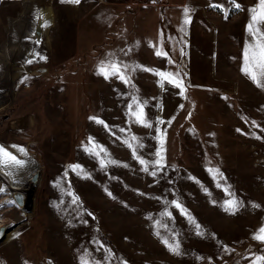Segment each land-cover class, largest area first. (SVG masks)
Returning <instances> with one entry per match:
<instances>
[{
	"label": "rangeland",
	"instance_id": "374dc122",
	"mask_svg": "<svg viewBox=\"0 0 264 264\" xmlns=\"http://www.w3.org/2000/svg\"><path fill=\"white\" fill-rule=\"evenodd\" d=\"M96 1L51 0L19 48L11 21L44 6L0 0V146L40 165L19 221L0 193V264H264V87L242 71L259 0H134L112 21Z\"/></svg>",
	"mask_w": 264,
	"mask_h": 264
},
{
	"label": "bare ground",
	"instance_id": "6f19581e",
	"mask_svg": "<svg viewBox=\"0 0 264 264\" xmlns=\"http://www.w3.org/2000/svg\"><path fill=\"white\" fill-rule=\"evenodd\" d=\"M29 1L33 2V0H29ZM37 1H39V3H42L44 8H42L38 11V13L35 17V21H33V23L31 24L30 27L26 28L25 27V20L20 19V18L13 19L11 21V22H13V24L16 21L15 24L18 23V27H21L20 28L21 33L19 36V40H17L18 41L17 45L19 48H23L25 46V43H24L25 41L30 43V45H32V46L35 45L36 43H38V41L40 39L38 40V38L36 37L35 29H36V33L39 34V31H41V26L38 25V23H41L40 21H42V26L44 28H47L54 21V13H53V9L51 6V0H37ZM21 14H23V13H21ZM21 14H19V17H21ZM38 18H40V20ZM23 25H24V27H23ZM12 32H13L12 30H9V32L7 34L9 36H11ZM5 51H7L6 42H4L2 45H0V55L5 53ZM31 52H32L31 54L36 53V51L35 52L31 51ZM10 61L11 60L0 58V68L4 69V71L6 73H8L10 70V66H11V62H12V61L11 62ZM2 98H0V106H2V104H3ZM2 147L5 148L6 151L12 153L17 158V160L21 161L20 164H7V165H5V164L0 163V193H3L7 190V196L4 199V201H2V203L5 205H7V204L15 205L16 208L14 210V214L16 215V218L14 221H19V218L23 214H28V212L30 211L29 209H27V207L30 206L29 204L31 202V199H33L32 197H33V194L35 193V191L37 189V185L33 186L29 183H26L25 181H22L21 180V172H20L19 168H17V167H18V165L24 164L25 171H27V173H29L30 171L32 172L35 167L38 169V172H39L40 165H39V162H38V165L33 164L32 158L34 156L31 153L30 154L27 153L25 150H23L19 146L12 147L10 145L5 144V146L3 145ZM21 149L23 151H21ZM18 153H19V155H18ZM14 192H21L25 195L26 199H25L23 207H20L18 205L16 199L13 198L12 194ZM6 215L11 216L12 215L11 211H8V213ZM6 223H8L6 216L1 215L0 216V226L4 225ZM7 232H6V235H7ZM6 235H5V238H6Z\"/></svg>",
	"mask_w": 264,
	"mask_h": 264
},
{
	"label": "snow or ice",
	"instance_id": "6c2138e0",
	"mask_svg": "<svg viewBox=\"0 0 264 264\" xmlns=\"http://www.w3.org/2000/svg\"><path fill=\"white\" fill-rule=\"evenodd\" d=\"M66 2L80 3V0H66ZM234 7L237 9L241 8V5L236 4L235 0H232ZM252 16L251 22L249 23L248 30L249 32L257 37L254 44H250L244 52V61L245 66L242 69L246 75H248L258 86L264 87V31L261 30V27L258 25H264V0H259L258 6L251 9ZM187 23V21H186ZM158 55L160 53H157ZM101 73L105 75L107 78L110 75H114L119 73V68L115 65L111 66V71L108 68L102 67ZM158 75L163 76L165 79H169L170 82L176 83L177 87H182V82L177 81L171 74L165 73H157ZM121 79H124L123 75L121 74ZM127 82V81H125ZM137 116L139 122L143 123V112L134 113ZM102 123V121H101ZM21 151H23L21 149ZM0 163L2 164H20L21 161L17 160V158L10 152L6 151L5 148L0 146ZM143 163V161H141ZM79 167V166H76ZM155 174V173H153ZM240 206V202L236 200H230L227 202V206L225 207L226 211H235ZM179 207V205H177ZM254 239L260 240L264 242V227L258 230V233L254 236ZM167 243V242H166ZM172 251H177V248H173L169 245ZM264 260V257L259 258ZM86 264V262H85Z\"/></svg>",
	"mask_w": 264,
	"mask_h": 264
},
{
	"label": "crops",
	"instance_id": "0c3cea01",
	"mask_svg": "<svg viewBox=\"0 0 264 264\" xmlns=\"http://www.w3.org/2000/svg\"><path fill=\"white\" fill-rule=\"evenodd\" d=\"M80 1H81V3L83 2V0H80ZM100 4L102 5V7L104 9H106L105 20L106 21H108V20L112 21V19L113 20L115 19V17H114V15L116 14L115 11H117L120 8L128 9V8H131V6H133V4H139V3L138 2L134 3V0H97L95 2V5H91V8H95V7L98 8ZM166 4L167 5H164L165 7H168L169 5L173 6V4H169V3H166ZM174 5L184 6L185 1H183L181 4H174ZM108 13H110L109 17H108ZM116 17H118V15Z\"/></svg>",
	"mask_w": 264,
	"mask_h": 264
},
{
	"label": "water",
	"instance_id": "95a60500",
	"mask_svg": "<svg viewBox=\"0 0 264 264\" xmlns=\"http://www.w3.org/2000/svg\"><path fill=\"white\" fill-rule=\"evenodd\" d=\"M39 33H41V31H39ZM43 70H44L43 68L42 69H37L34 74L42 73ZM39 175H40L39 172H36L32 176V179L31 180H32V184L33 185H38ZM12 195H13V198L16 199L18 205L20 207H23L24 202H25L24 194L21 193V192H14ZM7 231H8L7 230V225H4V226H1L0 227V242L4 240Z\"/></svg>",
	"mask_w": 264,
	"mask_h": 264
}]
</instances>
